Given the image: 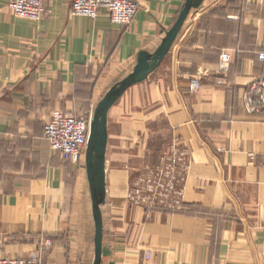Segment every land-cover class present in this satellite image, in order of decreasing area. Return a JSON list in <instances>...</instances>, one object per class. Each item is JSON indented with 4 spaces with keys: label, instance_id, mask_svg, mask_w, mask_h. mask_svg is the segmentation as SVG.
<instances>
[{
    "label": "crops",
    "instance_id": "obj_1",
    "mask_svg": "<svg viewBox=\"0 0 264 264\" xmlns=\"http://www.w3.org/2000/svg\"><path fill=\"white\" fill-rule=\"evenodd\" d=\"M134 21L71 14L49 0L41 20L0 0V256L95 264L97 222L87 167L45 138L56 112L92 119L104 97L153 55L187 0H138ZM222 50L232 55L219 71ZM264 0H199L154 71L108 111L100 264H264V112L242 95L264 74ZM202 87L189 91L192 77ZM187 152L183 208L134 205L137 176ZM150 256L147 257V254Z\"/></svg>",
    "mask_w": 264,
    "mask_h": 264
},
{
    "label": "built area",
    "instance_id": "obj_2",
    "mask_svg": "<svg viewBox=\"0 0 264 264\" xmlns=\"http://www.w3.org/2000/svg\"><path fill=\"white\" fill-rule=\"evenodd\" d=\"M49 0H8L15 16L27 20H41ZM106 9L115 23L131 24L141 8L138 0H72L71 14L97 17L100 9ZM264 64V51L259 55ZM232 55L222 50L219 71L228 73ZM202 87L200 77H192L189 91ZM243 108L251 114L264 112V74L255 76L242 95ZM91 132V119L83 115L56 112L44 126L45 138L51 147L72 162H80L87 148ZM188 177L186 151L173 149L165 153L158 165L141 172L130 186L127 198L144 208H163L179 211L183 208ZM150 253L147 254V257ZM0 264H44L38 252L29 257H1Z\"/></svg>",
    "mask_w": 264,
    "mask_h": 264
},
{
    "label": "water",
    "instance_id": "obj_3",
    "mask_svg": "<svg viewBox=\"0 0 264 264\" xmlns=\"http://www.w3.org/2000/svg\"><path fill=\"white\" fill-rule=\"evenodd\" d=\"M199 0H187L178 20L168 32L162 45L153 55L141 53L135 71L119 86L112 89L100 102L91 119V132L87 145V167L93 196V207L97 222L96 231V259L95 264H100L103 244V225L100 212V204L105 201L106 193V147L108 143L107 117L108 111L116 99L135 82L144 80L149 73L155 70L160 61L164 59L175 42L190 9Z\"/></svg>",
    "mask_w": 264,
    "mask_h": 264
},
{
    "label": "rangeland",
    "instance_id": "obj_4",
    "mask_svg": "<svg viewBox=\"0 0 264 264\" xmlns=\"http://www.w3.org/2000/svg\"><path fill=\"white\" fill-rule=\"evenodd\" d=\"M29 257V256H28ZM25 258V257H24Z\"/></svg>",
    "mask_w": 264,
    "mask_h": 264
}]
</instances>
